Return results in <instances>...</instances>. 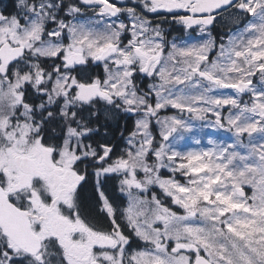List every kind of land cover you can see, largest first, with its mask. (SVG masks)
I'll return each mask as SVG.
<instances>
[{"label": "snow or ice", "instance_id": "obj_1", "mask_svg": "<svg viewBox=\"0 0 264 264\" xmlns=\"http://www.w3.org/2000/svg\"><path fill=\"white\" fill-rule=\"evenodd\" d=\"M0 264H264V0L0 8Z\"/></svg>", "mask_w": 264, "mask_h": 264}, {"label": "flooded vegetation", "instance_id": "obj_2", "mask_svg": "<svg viewBox=\"0 0 264 264\" xmlns=\"http://www.w3.org/2000/svg\"><path fill=\"white\" fill-rule=\"evenodd\" d=\"M12 0H0V8L10 7Z\"/></svg>", "mask_w": 264, "mask_h": 264}, {"label": "rangeland", "instance_id": "obj_3", "mask_svg": "<svg viewBox=\"0 0 264 264\" xmlns=\"http://www.w3.org/2000/svg\"><path fill=\"white\" fill-rule=\"evenodd\" d=\"M210 131V130H209Z\"/></svg>", "mask_w": 264, "mask_h": 264}]
</instances>
